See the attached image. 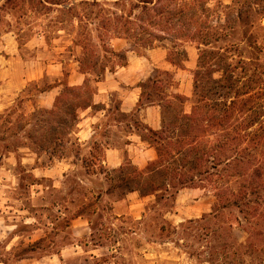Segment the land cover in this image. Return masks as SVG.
Returning <instances> with one entry per match:
<instances>
[{
    "label": "rangeland",
    "instance_id": "obj_1",
    "mask_svg": "<svg viewBox=\"0 0 264 264\" xmlns=\"http://www.w3.org/2000/svg\"><path fill=\"white\" fill-rule=\"evenodd\" d=\"M134 2L0 0V58L11 55L10 47L14 55L28 60L39 55L49 60L61 56L67 60L74 58L81 70L89 74L83 86L76 90L80 97L75 102L88 99L94 91V81L100 78L104 68L124 61V50H115L112 45L115 32L108 29L106 20L115 15L127 19L128 14L134 18L138 14ZM164 2L159 4L160 9L164 8ZM183 2L173 0L171 11ZM201 11L202 34L210 43L200 48L189 40L176 41V35L171 32L141 25L139 18L135 20L136 33L141 32L142 26L148 33L121 38L138 55L150 48H159L176 68L187 71V85L184 80H178L179 88L186 85L189 91L183 105L173 97L178 81L171 73L155 72L152 81L143 84L144 92L156 101L162 100L161 111L164 106L167 123L181 109L189 112L194 75L204 63L199 59L200 49L214 52L217 58L220 56L218 63L208 61L201 69L204 95L208 99L214 97L211 90L216 86L214 80L222 74L221 68H233L236 84L227 104L235 94L239 95L238 100L249 98L246 107L252 109L242 116L245 120L241 130L257 133L256 136L264 134V0H206ZM138 38L148 41H138ZM35 42L38 44L32 45ZM37 46L43 53L36 51ZM216 69L219 71H213ZM35 87L31 82L26 93L34 94ZM216 90L220 92L221 102V94L226 89ZM23 101L19 98L0 113V264H42V259L48 264H59L51 254L60 245L89 244L88 235L75 241L71 239L69 226L77 216L88 219L93 229H100L101 224L103 229L99 233L105 238L117 235V231L112 233L110 209L113 201L124 197L121 193L125 189L116 187L109 197H104V193H108L118 178L131 173L132 165L126 161L123 170L99 166L95 160L101 152L93 151L90 156L80 150L74 140L75 120L64 112V107L59 113L48 114L45 111L48 109L36 106L32 109ZM70 104L67 102V106ZM144 135L148 134L144 132ZM245 144L248 142L238 143V147ZM252 148L257 155L264 152V144ZM73 155L86 161L78 162L72 157L77 165L66 166L62 175L41 176V167L52 165L57 157ZM258 160L256 157L255 164H259ZM154 175L156 179L161 177ZM147 176L152 174L142 175L141 179ZM237 178L234 174L229 180ZM131 184L136 187L137 180ZM201 188H170L168 192L158 191L157 199L155 195L142 196L146 199L142 218L134 220L128 216L117 221L122 226L134 227L140 223L143 226L139 227L137 236L120 237L126 242L116 247L118 253L110 248L116 261L122 264H264V240H254L253 248H246L250 229L238 209H214V191ZM180 191H183L181 196ZM134 192L140 195V190ZM58 235L60 241H57ZM103 252L94 257H91L93 253H72L61 264H100L110 256L106 250Z\"/></svg>",
    "mask_w": 264,
    "mask_h": 264
},
{
    "label": "trees",
    "instance_id": "obj_2",
    "mask_svg": "<svg viewBox=\"0 0 264 264\" xmlns=\"http://www.w3.org/2000/svg\"><path fill=\"white\" fill-rule=\"evenodd\" d=\"M118 1L120 0H115L116 3ZM134 1L138 10L134 18L128 14L127 19H124L122 15H115L106 20L108 29L115 32L113 37L136 38L140 33H148L143 26L140 27L141 32L136 33L138 25L135 20L139 18L143 23L141 25H151L156 30L175 34L176 41L189 40L195 42L198 48L200 45L205 46L210 43V39L202 34L201 27V10L206 0H184L183 4L174 7L172 11L170 4L173 0H168L170 3L164 2L166 0ZM163 2L164 8L160 9L159 4ZM137 40L148 41L146 38ZM210 53L200 49L199 59L204 63L202 62L203 64L195 72L196 76L194 75L190 111L181 109L178 113L176 112L173 121L167 123L164 116L166 109L163 106L160 129L147 128L148 135L144 137L154 147L156 158L142 170L132 166L133 171L118 178L107 192H113L116 187L123 186L125 190L122 191L121 196L127 192L140 190V196L155 195L157 199L158 191L168 192L170 188L176 190L199 186H202L201 189L211 188L216 198L214 209L234 207L238 209L243 220H246L250 230L244 246L252 249L254 240H264V177H262L264 152H259L260 154L257 155L256 150L252 148L258 144H264V134L256 136L257 133L251 134L244 129L241 130L242 121L245 120V116L243 118L242 116L246 113L245 111L252 109V107L248 109L246 107L249 98L238 100L239 95L235 94L227 104V99L232 97L230 93L236 84L233 68H221L222 74L219 79L214 80L216 86L211 90L214 97L206 98L200 83L201 69L208 61L214 60L216 64L220 58V56L217 58L214 52ZM170 62L174 65L172 61ZM123 63L124 61L117 65ZM213 71H219V69ZM82 72L86 71L82 70ZM219 87L226 89L221 94L223 99L221 102L219 101L220 92L216 90ZM79 88L65 86L56 96L54 106L45 111L48 114H55L61 112L60 108L64 107L62 108L64 112L68 113L72 120H76L77 109L87 107L89 104V98L75 102L80 97V93L76 91ZM173 94L180 105L188 100L187 96L179 92ZM69 101L71 104L67 106ZM161 101L159 100V103L162 108ZM209 101H211L210 104ZM169 103L170 106L173 105ZM238 127L240 130L237 131ZM243 142L248 144L238 147V143ZM256 157L257 160L259 159V164H255ZM119 169L123 170L124 165ZM156 173L161 176L159 179H156L154 175ZM145 174H152V176L142 180L141 176ZM234 174L238 175V178L234 181L229 180ZM135 180H137L136 187L131 184ZM249 216L254 219L247 220ZM253 225H259V227L255 229Z\"/></svg>",
    "mask_w": 264,
    "mask_h": 264
},
{
    "label": "crops",
    "instance_id": "obj_3",
    "mask_svg": "<svg viewBox=\"0 0 264 264\" xmlns=\"http://www.w3.org/2000/svg\"><path fill=\"white\" fill-rule=\"evenodd\" d=\"M37 44L35 42L32 45ZM112 45L115 50H124V63L105 67L100 78L94 81V91L89 98L88 106L77 109L74 140L80 150H84L90 156L93 151L101 152V156L95 160L99 166L117 169L127 161L142 170L156 158V151L145 139L144 132L147 128L158 130L162 124L160 103L150 93L144 92L143 84L151 82L154 73L160 71L171 73L174 79L184 80L187 85V71L176 68L159 48H150L144 54L138 55L129 50L125 40L121 38L113 39ZM37 47L36 51L43 53L41 48ZM9 49L11 55L0 58V113L16 103L19 98L24 99L23 102L32 109L35 106L51 109L55 104L56 96L65 86L81 87L89 75L87 72H82L78 61L74 58L67 60L61 56L59 59L49 60L39 55L28 60L20 55H14L15 52L11 47ZM182 71L184 74L181 73ZM179 81L173 93L179 92L187 96L188 87L184 85V88H179ZM31 82L36 85L35 93L27 94L26 89ZM72 157L78 162L86 161L83 158H75L74 155L57 157L52 165L41 167V176L54 178L59 174L62 175L66 166L77 165L76 161H72ZM110 194L112 193H104V197H109ZM181 194L183 191H180V196ZM145 202V197L134 191L113 201L110 209L113 219L110 225L112 233L117 231V235L108 238L99 233L103 229L101 224L100 229L98 227L93 229L88 219L77 216L69 226L71 239L75 241L79 237L88 235L89 244L74 242L70 247L71 243H64L51 256H56L61 264V261L65 260L64 257L80 251L93 253L91 257H94L106 250L110 256L100 264H122L116 261V256L111 254L110 248L117 252L116 247L126 242L120 237L127 234L137 236L139 227L143 225L140 223L128 227L118 224L117 221L128 216H132L134 220L142 218ZM111 227L107 229L111 230ZM59 239L58 235L57 241H60ZM40 263L48 264L44 259L40 260Z\"/></svg>",
    "mask_w": 264,
    "mask_h": 264
}]
</instances>
